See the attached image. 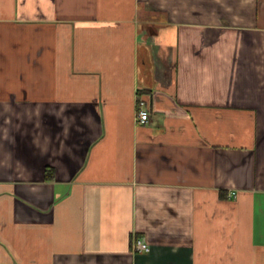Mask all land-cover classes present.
<instances>
[{
  "label": "crops",
  "instance_id": "1",
  "mask_svg": "<svg viewBox=\"0 0 264 264\" xmlns=\"http://www.w3.org/2000/svg\"><path fill=\"white\" fill-rule=\"evenodd\" d=\"M0 264H264V0H0Z\"/></svg>",
  "mask_w": 264,
  "mask_h": 264
},
{
  "label": "built area",
  "instance_id": "2",
  "mask_svg": "<svg viewBox=\"0 0 264 264\" xmlns=\"http://www.w3.org/2000/svg\"><path fill=\"white\" fill-rule=\"evenodd\" d=\"M136 117H137L138 123L140 124L145 123L149 120V112L145 108H141L140 110H138ZM149 250H150L149 246L141 242L140 240L135 241L133 245V251L136 253H139V252L147 253L149 252Z\"/></svg>",
  "mask_w": 264,
  "mask_h": 264
}]
</instances>
